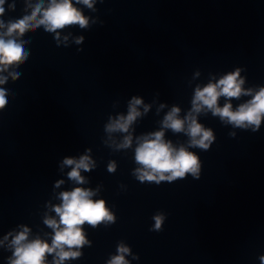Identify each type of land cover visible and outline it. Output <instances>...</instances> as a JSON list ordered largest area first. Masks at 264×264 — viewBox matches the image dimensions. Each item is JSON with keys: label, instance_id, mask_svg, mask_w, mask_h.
<instances>
[{"label": "clouds", "instance_id": "1", "mask_svg": "<svg viewBox=\"0 0 264 264\" xmlns=\"http://www.w3.org/2000/svg\"><path fill=\"white\" fill-rule=\"evenodd\" d=\"M76 2L83 3L89 8L93 6V0H76ZM4 3L5 0H0V16L5 12ZM74 24L84 28L88 24V19L73 5V0H49L47 8H43L41 3H37L30 15H25L7 25L0 21V28H6V31L0 34V72L27 58L22 43L10 38L13 34L23 36L26 31L41 26H44L46 31L55 32L57 29H63L65 26ZM58 35L57 33V37ZM5 37L9 38L6 39ZM82 40L83 37L79 38L77 43ZM12 75L13 79L18 76V74ZM238 77L239 69L235 73L224 76L216 83H209L202 89L198 88L192 101L193 111L198 113L202 107L206 106L212 110L213 115L227 119L229 123L235 126L242 127L248 124L255 125L258 129L262 118H264V88H261L250 101L240 105L235 111H233L231 103H225L223 107L218 106V99L221 96L238 98L241 94H250V91L245 92L242 89L243 80L238 79ZM5 81L6 77L0 78V84L5 83ZM140 103V99L134 98L128 115L126 117L121 116L110 123L107 129L109 131L128 132L129 126L140 115L135 107ZM6 104V92L0 89V109ZM178 113L179 109L173 108L166 115L163 128H170L174 132L184 131L185 121L178 118ZM186 119L191 121L187 129L188 135L191 137V144L202 149H208L209 142L214 139L212 131L197 123L195 117L189 116ZM150 136L151 139L148 137L141 138L142 142L135 150L136 162L143 166L136 170L137 178L141 182L145 180L156 183L164 180L171 182L177 178H184L189 173L197 176L199 159L194 153L187 151L184 147L174 148L170 141H165L163 130L151 133ZM197 137L199 138L197 139ZM131 139V136H126L119 147H129ZM64 164L74 165L68 173L70 179L77 183H84L80 170H90L89 157L82 156L79 161L68 158L64 160ZM114 170V164H110L109 171ZM93 195L91 190L80 187H76L70 192L61 193L62 204L54 208L59 220L46 218L44 221L54 231L51 244L40 239L29 242V229L24 228L11 242L15 247L13 253L15 259H12L10 264H46V254L52 253L58 257V259H54V264H63V261L67 259L80 256V252L72 251V249L88 243L82 226L87 223L95 227L102 221L114 220L113 215L106 208L105 202L103 200L93 201L91 199ZM155 220V228L159 229L162 217L157 216ZM118 252L121 254L114 256L109 264H127L123 254L128 253L129 249L120 246Z\"/></svg>", "mask_w": 264, "mask_h": 264}]
</instances>
